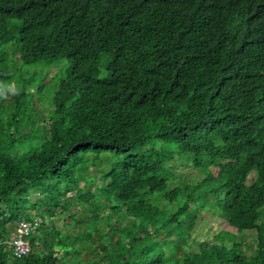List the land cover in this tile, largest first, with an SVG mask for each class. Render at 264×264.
Segmentation results:
<instances>
[{
  "label": "trees",
  "instance_id": "1",
  "mask_svg": "<svg viewBox=\"0 0 264 264\" xmlns=\"http://www.w3.org/2000/svg\"><path fill=\"white\" fill-rule=\"evenodd\" d=\"M263 23L264 0H0V264H264Z\"/></svg>",
  "mask_w": 264,
  "mask_h": 264
},
{
  "label": "rangeland",
  "instance_id": "2",
  "mask_svg": "<svg viewBox=\"0 0 264 264\" xmlns=\"http://www.w3.org/2000/svg\"><path fill=\"white\" fill-rule=\"evenodd\" d=\"M6 51L8 53H14L16 50H14V49H11V50L10 49H6ZM13 59H14V55L11 54L10 55V60H13ZM62 62L65 64V61H62ZM13 67H14V69H13L14 73H17L18 74V72L20 70L19 69L20 66L14 65ZM36 67H39V69L36 70L35 72L36 73L38 72L39 74H42L43 75V73L45 72V70H44L45 66H43V65H36ZM27 70L29 71V68ZM56 71H57L56 68L50 70L49 76L50 77H53V72L55 73ZM102 73H103V71H102ZM0 80H2V79L0 78ZM46 95H47V98H46L45 101H43V104L46 105L47 107H49L50 106V103H48V101L50 100V98H51L52 95H51L50 92L49 93L46 92ZM8 101H9L8 97L7 98H0V102H2L3 104L4 103H8ZM106 168L107 167H104L103 169H106ZM223 228L224 229H229L226 224L225 225H222L221 223L204 222V223H202V225L199 228L201 230V232H199L197 235H195V237L193 239L195 241H197V243L204 242L206 239L212 238L216 234V232H218L220 229H223ZM245 233H250V232H245ZM254 240H255V235L254 234H251L249 237H247V242H246V237H245V242H246L247 245H249ZM189 244L192 245L194 243L191 240L189 242ZM194 250H195V248H194Z\"/></svg>",
  "mask_w": 264,
  "mask_h": 264
},
{
  "label": "built area",
  "instance_id": "3",
  "mask_svg": "<svg viewBox=\"0 0 264 264\" xmlns=\"http://www.w3.org/2000/svg\"><path fill=\"white\" fill-rule=\"evenodd\" d=\"M40 219L33 222L21 221L17 224L14 236V255L18 258L25 256L30 251L29 236L38 233Z\"/></svg>",
  "mask_w": 264,
  "mask_h": 264
},
{
  "label": "clouds",
  "instance_id": "4",
  "mask_svg": "<svg viewBox=\"0 0 264 264\" xmlns=\"http://www.w3.org/2000/svg\"><path fill=\"white\" fill-rule=\"evenodd\" d=\"M250 16H251V18H255L256 20H258V12H257V10L256 11H254L253 12V8L252 9H250ZM258 25V24H257ZM262 27L264 28V23L262 24ZM13 60H15V61H19V58H18V56H14V59ZM16 66H20V62L19 63H17L16 64ZM14 84H15V82L12 80V82L10 83H0V98H7V93L8 92H13L14 94H18V90H15V89H13V88H10V87H14ZM171 166H173L175 169L177 168V169H181L182 167L181 166H179V163L177 162V163H172L171 164ZM254 176V175H253ZM252 176V177H253ZM38 219H40L41 220V218H38ZM17 226V225H16ZM40 228V227H39ZM15 230H16V227H15ZM15 232V231H14ZM247 234H254L255 236L257 235V233L256 232H252V233H247ZM246 237V236H245ZM245 237H244V239H245ZM256 239V238H255ZM245 248H248V246H247V244H246V242H245ZM244 252L246 253L247 251H246V249L244 250Z\"/></svg>",
  "mask_w": 264,
  "mask_h": 264
}]
</instances>
